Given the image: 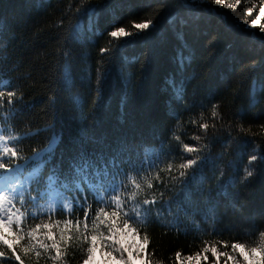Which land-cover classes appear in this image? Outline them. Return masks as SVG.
<instances>
[{
    "label": "trees",
    "instance_id": "obj_1",
    "mask_svg": "<svg viewBox=\"0 0 264 264\" xmlns=\"http://www.w3.org/2000/svg\"><path fill=\"white\" fill-rule=\"evenodd\" d=\"M93 6L99 22L98 31L90 34L85 30L87 10ZM261 8L264 0H239L234 9L214 0L189 7L184 0H0V91L5 92L0 162L8 160L3 148L15 147L19 157L9 167L21 165L15 172L0 170V179L16 181V192L9 195L16 196L12 212L22 218L13 230L26 234L42 222L83 220L86 208L91 217L99 201H109L113 194L127 201L129 211L136 191L138 199L160 201L164 193L163 200L171 202L151 206L140 226L138 239L145 233L149 238L146 262L188 264V257L200 253L201 264H215L211 252H203L205 247L231 253L233 243L255 246L264 232V161L253 162L248 168L253 175L247 180L244 176L253 150L258 147L264 154V93L257 94L255 106L250 96L253 77L264 83ZM173 16L175 22L169 24ZM252 20H258L254 28ZM81 21L85 29L77 30ZM145 21L155 27L139 36H110L118 27L135 33L134 23ZM178 53L190 59L181 65ZM106 71L110 75L101 80L97 99L98 75ZM170 77L181 89L179 95L166 83ZM9 91L16 93L11 104ZM204 123L209 125L206 133ZM81 130L89 139L79 137ZM60 133L63 141L51 162L29 160ZM184 145L211 157L187 194L169 182L188 158ZM81 148L103 154L105 161L116 157L117 166L95 189L75 171ZM133 182L141 188L135 189ZM60 227L63 223L53 228L57 237ZM40 238L45 239L42 234ZM21 243H29L26 235ZM68 243L67 264H82L87 245ZM52 255L54 250L38 259L33 252L22 259L25 264H59ZM0 264L18 262L4 259Z\"/></svg>",
    "mask_w": 264,
    "mask_h": 264
},
{
    "label": "snow or ice",
    "instance_id": "obj_2",
    "mask_svg": "<svg viewBox=\"0 0 264 264\" xmlns=\"http://www.w3.org/2000/svg\"><path fill=\"white\" fill-rule=\"evenodd\" d=\"M208 0H184L185 7L195 6L207 3ZM216 5H220L223 8L234 9L238 4H229L226 0H214ZM87 25L83 21L76 25L77 30L85 29L88 33H93L94 30L98 31L96 26L99 22V12L95 6L87 10ZM260 16L264 17V8L260 9ZM176 17L173 16L169 19V24H174ZM183 23V21H182ZM258 20H252L250 27H256ZM133 27L137 30L135 33L129 32L125 27L115 28L110 32V36L113 38L121 37L127 38L132 36H139L146 32L150 28H154L153 21H145L140 23H134ZM179 38V37H178ZM102 51H107L103 49ZM190 57H184L182 53H178L177 60L181 65L189 60ZM255 68V65L252 66ZM109 72H105L101 77L98 75V86H97V99L102 95V87L100 86L101 80H107ZM123 80V74L121 73ZM65 80L70 85L72 82L71 70L68 66L65 67ZM169 87L176 88L173 77L168 78L166 81ZM125 87L127 84L125 82ZM177 95L181 92V89L176 88ZM264 93V83H259L255 77H253L250 88V96L252 106L258 103L257 94ZM16 97L14 91L7 93V102L11 104L13 98ZM5 92L0 91V103L4 101ZM127 103V93L121 97V111L123 113V107ZM170 103V102H168ZM215 115V113H214ZM202 129L207 132L209 125L204 123ZM261 127H264L262 125ZM243 130V129H242ZM79 137L87 140L89 137L86 136L83 130L80 131ZM5 137L0 136V140H4ZM195 139L199 140L197 136ZM63 141V133L55 134L52 138V142L48 148L42 153H36L33 157L29 158L31 161H39L41 165L51 162L54 157L55 149ZM79 145L80 140L74 141ZM248 140H243L242 144H247ZM255 143V141H251ZM184 150L188 155L186 162L179 165L178 174L170 175L169 182L180 185V192L187 194L189 185L196 179L197 174L202 170V164L205 160L211 159L210 156H199L201 151L200 148L191 147L184 145ZM3 152L8 157L7 162H0V170L6 172L19 171L21 168L20 164H16L14 168H10L12 158H18L19 152L15 147L9 148L4 147ZM196 155H192V154ZM79 156V164L75 167V171L82 177V182L88 185L90 188L95 189L96 187L103 184L110 175V168L117 166L115 156H111L107 161L104 160L103 154H97L94 151H85L81 148ZM95 157L100 161L99 164L93 159ZM260 160L264 161V154L259 151V148L253 150V154L249 158V165L245 166L244 179L247 180L253 175V171L248 170L250 166H253V162ZM28 161H26V164ZM147 163L148 167H156L154 163ZM38 170V169H37ZM171 173V166L168 168ZM94 178V182H93ZM201 184L204 183V177H200ZM135 189L139 190L141 185L133 182ZM235 185V181H230ZM16 181L11 184H5L0 186V260L10 259L17 261L18 264H25L24 257H29L31 253H35L36 258H40L42 254H47L49 251L54 250V255L51 256L53 261H58L59 264H67L64 257L68 254L69 241H72L77 246L87 245L82 248L84 259L82 264H145V256L147 254L146 246L149 243V238L145 233L142 240H139L140 226L143 221L147 219V214L151 212V206H155L158 203L168 204L170 201H164V193H160L161 200L157 201L155 198L138 199V193L134 191L131 195L132 208L129 211H125L129 205L125 199H122L120 195L113 194L109 201H105L103 198L99 201L100 206L94 210L93 215L89 216V209L84 210V219L80 220L76 218L75 222L71 219H66L63 222L57 220L55 224L42 222L36 224L31 231L23 234V229L19 231L13 230V223L15 222L19 228L21 223V215H17L12 212V206L14 205L15 195L10 196L9 193L16 192ZM149 187H152L149 185ZM115 193V189H113ZM211 198V194H210ZM140 205V209L143 210L144 215L141 214L140 209L136 208V205ZM18 211V210H17ZM211 211V209H210ZM4 217H7L5 219ZM15 217V220L13 219ZM91 221V234L90 224ZM63 223V227L59 228V236L53 231L54 227L59 226ZM103 228V230H101ZM105 232L107 235H105ZM50 241L45 242V239H41L40 235ZM25 235L29 241L28 244H22L21 241L25 239ZM227 247V244H225ZM203 252L207 254L211 252L212 256L215 257V264H220L221 257H224V264H264V232L260 233L259 241L255 243V246H249L246 243H233L231 245V253L224 251L221 252L215 246L205 247ZM179 255V254H177ZM200 253H196L195 257H188L189 264L195 260V264H201ZM242 258L239 259V258ZM204 260H207V255H204ZM146 264H152L151 260H147Z\"/></svg>",
    "mask_w": 264,
    "mask_h": 264
},
{
    "label": "rangeland",
    "instance_id": "obj_3",
    "mask_svg": "<svg viewBox=\"0 0 264 264\" xmlns=\"http://www.w3.org/2000/svg\"><path fill=\"white\" fill-rule=\"evenodd\" d=\"M5 184H8L7 182H5ZM4 184V185H5ZM11 193V192H10ZM9 193V194H10ZM5 219H7V217H4ZM140 240V239H139ZM145 264H146V256H145ZM189 264V263H188ZM191 264H195V262H191ZM220 264H224V263H222V262H220ZM229 264H231V262H229Z\"/></svg>",
    "mask_w": 264,
    "mask_h": 264
},
{
    "label": "bare ground",
    "instance_id": "obj_4",
    "mask_svg": "<svg viewBox=\"0 0 264 264\" xmlns=\"http://www.w3.org/2000/svg\"><path fill=\"white\" fill-rule=\"evenodd\" d=\"M67 198V197H66Z\"/></svg>",
    "mask_w": 264,
    "mask_h": 264
}]
</instances>
